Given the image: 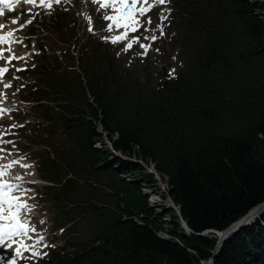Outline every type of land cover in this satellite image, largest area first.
I'll use <instances>...</instances> for the list:
<instances>
[{
    "label": "trees",
    "instance_id": "1",
    "mask_svg": "<svg viewBox=\"0 0 264 264\" xmlns=\"http://www.w3.org/2000/svg\"><path fill=\"white\" fill-rule=\"evenodd\" d=\"M182 4L196 38L182 39L185 63L173 80L142 85L96 40L79 49V70H70L46 51L74 39L68 14L58 10L53 32L39 39L42 55L19 71L28 79L21 101L49 128H62L86 176L83 195L75 178L57 183L42 161L62 219L72 233L86 224L93 237L71 254L68 246L79 245L66 240L47 264H204L218 238L203 234L227 230L264 203V0ZM145 165L166 182L164 199L189 233L173 208L155 213L144 189L159 182ZM213 264H264V215L224 244Z\"/></svg>",
    "mask_w": 264,
    "mask_h": 264
},
{
    "label": "rangeland",
    "instance_id": "2",
    "mask_svg": "<svg viewBox=\"0 0 264 264\" xmlns=\"http://www.w3.org/2000/svg\"><path fill=\"white\" fill-rule=\"evenodd\" d=\"M173 1L170 0V3L154 7L147 16L141 18L143 23L150 16L152 22L150 24L146 23V28L145 26L141 27L138 32L129 34L128 40L138 36L139 43H134L128 51H124L128 43L127 40L116 44L111 42V39L121 35L124 29L114 28L112 32H108L106 26L109 22L102 19L101 13L97 11L98 6L92 4L91 0H62L61 4H54L51 9L30 7L10 15L9 18L0 20V25L5 26L0 29V35H4L8 31H14V37L19 41L9 44L8 48L10 47L12 52L5 51L4 56L15 55L23 58L13 59L11 64L7 60L0 62V67L6 66L9 68L6 73L7 76L5 74L3 82L0 83V92L5 94L4 98L0 99V108L8 109L0 116V133L8 130L9 134L3 135L2 139L13 142L0 144V148L5 150L0 152V165H7L13 160H20L21 164L31 165L30 168L19 165L14 166L4 179L11 183L21 184V187L27 193L23 196V199L27 200L29 206H35L31 212H24L26 213L24 217H26L28 224L36 229L35 232H30L31 239L29 240L32 245H35L34 250L41 253L40 257L24 253V257L31 258L21 263L18 261V264H47L51 258L48 251L51 247L65 246L66 240L74 241L75 239L79 247L68 246L67 253L71 254L82 249L93 240L90 230H88L89 227L86 224H81L80 221L75 228V233H72L73 223H68L62 219L58 207L45 189L51 183L45 181L43 176L48 177L50 173L48 169L40 166L41 158L47 166L51 167L53 174L50 177L54 178L57 183L62 184L69 177L75 178L76 187L83 195L87 190L84 181L86 176L84 175L83 166L73 156L76 153V147L67 139L62 128L59 126L47 128L48 124L43 123L35 111H30L27 105H21L20 98L26 95L25 90L27 88L24 86L23 92L19 89L15 90L16 84L18 85L25 79L21 78V74L17 69L29 65L35 60L34 56L39 55L41 51L37 45L39 36H28L31 24H27L22 29L20 25L25 24L34 15L35 18L32 22H34L35 28L33 32L40 35L49 25H54L52 18H54L55 10L53 11V9L60 6L59 9L68 14L69 19L66 25L70 24L71 28L68 32L69 35H72L73 29L75 40L73 44L67 46L63 44L48 45L47 50L52 48L55 54L54 57H59L69 69L79 70V56L77 53L79 49L84 44L88 45L90 40L102 41L104 45L109 46V50L114 54L123 74L138 80L144 86H156L167 80L165 73L170 79H174L181 71L185 63L182 39L193 34L190 16L182 20L181 13H179L176 5L178 0ZM190 2L192 5L194 4V0H190ZM201 3L204 5V0H200V5ZM186 4L187 0H183L182 6H186ZM36 13L39 14L36 15ZM89 17L91 23H89ZM164 17H167V19H164ZM13 20H17L18 23L13 24ZM89 28L92 31H89ZM153 35L157 37L155 41L150 39ZM145 37L149 38L146 39ZM192 38H196V35L193 34ZM54 41L57 42V40ZM140 44L149 45L146 53L145 49L140 47ZM8 83L12 86L4 88L3 84ZM30 84L33 85V82ZM12 125H16V127H12ZM17 175L22 176L23 179L16 181L15 176ZM167 190V184L163 181L154 190L144 189L147 194L151 192L157 195L162 194V196L156 198H149L156 214L164 213L162 209L164 205H167V208L175 209L170 200L164 199V196H167ZM153 201H156V203ZM166 217L168 218V216ZM40 236H43L44 240L40 244H35ZM24 245H28V242L25 241ZM44 245L48 246L45 247ZM43 253H47V255H43ZM14 254V249L9 251L5 250L3 246L0 248V257H3L4 264Z\"/></svg>",
    "mask_w": 264,
    "mask_h": 264
},
{
    "label": "snow or ice",
    "instance_id": "3",
    "mask_svg": "<svg viewBox=\"0 0 264 264\" xmlns=\"http://www.w3.org/2000/svg\"><path fill=\"white\" fill-rule=\"evenodd\" d=\"M21 0H0V14L3 13L5 8L11 9L15 4L20 3ZM24 3L32 5L34 7H44L51 9L54 4L59 5L62 3V0H23ZM91 3L97 5V11L101 13V17L104 21L109 23L106 26L108 32H112L113 29H124L121 35H117L111 39L113 44H116L121 41H128L124 51H128L133 47L134 43H139V37H134L132 40H128L130 33H136L141 27L145 26V23L150 24L152 22L151 17H147V20L142 23L141 18L147 16L149 12L156 6L165 5L170 3V0H91ZM31 14V13H30ZM39 13H36L38 15ZM35 18L33 15L25 24L20 25V28L26 27L27 24H31L32 20ZM89 23H91V18L89 17ZM167 19V17H164ZM13 24H17V20L12 21ZM5 26L0 25V29H3ZM19 30V29H17ZM89 31H92L89 28ZM163 34V30L161 29ZM148 39L149 37H145ZM151 40L155 41L156 36H151ZM19 42L14 37V31H8L4 35H0V45L11 44ZM141 48L145 49L149 45L140 44ZM4 51L12 52V49L9 47L7 49H0V60H7L9 64L13 59H23L22 57H16L15 55H10L8 57L4 56ZM9 71L8 67H0V83L3 82L4 75ZM17 71H23V69H17ZM12 85L10 83L3 84L4 88H10ZM5 96L4 93L0 92V99H3ZM8 109L0 108V116H2ZM16 127V125H12ZM9 134L8 130H5L3 133H0V144L13 143L12 141L3 140V135ZM5 151L3 148H0V152ZM19 165L24 168H30L31 165L21 164L20 160H13L7 165H0V247L7 246V248H13V245L17 243L14 237H31L29 236L30 232H35V227L28 224L27 220L22 218V212H31L34 209L33 206H29L27 201L23 199V196L27 193L21 187L19 183H11L4 179L6 175L10 173V170ZM22 176H15L16 181H21ZM19 193V194H18ZM43 223V221H41ZM44 240L43 236H40L35 244H40ZM47 247L48 245H44ZM32 251V256L41 255V253L34 250L35 245L28 246L23 245L15 248L14 256L9 259L6 264H18L19 259H30L31 257H24L23 251ZM47 255V253H43ZM0 264H4L3 257H0Z\"/></svg>",
    "mask_w": 264,
    "mask_h": 264
},
{
    "label": "water",
    "instance_id": "4",
    "mask_svg": "<svg viewBox=\"0 0 264 264\" xmlns=\"http://www.w3.org/2000/svg\"><path fill=\"white\" fill-rule=\"evenodd\" d=\"M165 76H167V74L165 73ZM258 207H264V203ZM264 214V209L261 211L260 215L262 216ZM178 215L181 217V213L180 211H178ZM247 217V216H246ZM244 217L243 219H241L240 221H238L237 223L233 224L230 228H228L227 230L223 231V232H216V231H207L205 232L203 235L204 236H208L209 234H215L216 236H212V238H218V244L217 247L214 251V256L213 258H211L207 263L208 264H213L215 258L219 255L222 247L224 244H226L227 242H229L232 238H234L241 230H243L245 227L250 226L251 224H253L254 222H256L258 216L252 220H248L247 223L241 224L242 221L246 218ZM181 224L182 227L189 233L190 232V228L188 227L187 223L183 220V218L181 217Z\"/></svg>",
    "mask_w": 264,
    "mask_h": 264
},
{
    "label": "bare ground",
    "instance_id": "5",
    "mask_svg": "<svg viewBox=\"0 0 264 264\" xmlns=\"http://www.w3.org/2000/svg\"><path fill=\"white\" fill-rule=\"evenodd\" d=\"M1 162V161H0ZM264 209V207H256V208H254L248 215H247V217L242 221V223L241 224H244V223H247V221L248 220H252V219H254V218H256L257 216H258V218H257V220H259L260 219V217H261V215H260V213H261V211ZM264 215V214H263ZM262 215V216H263ZM22 216V215H21ZM204 264H208L207 262H205Z\"/></svg>",
    "mask_w": 264,
    "mask_h": 264
}]
</instances>
